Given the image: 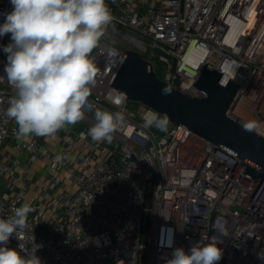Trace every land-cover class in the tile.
Wrapping results in <instances>:
<instances>
[{
    "label": "built area",
    "instance_id": "obj_1",
    "mask_svg": "<svg viewBox=\"0 0 264 264\" xmlns=\"http://www.w3.org/2000/svg\"><path fill=\"white\" fill-rule=\"evenodd\" d=\"M106 3L114 19L90 54L98 74L83 120L52 137H20L6 114L15 90L0 79V218L32 208L7 247L41 264H166L174 248L216 236L217 264H264V180L246 178L245 163L183 126L145 127L164 117L110 86L132 49L159 58V80L202 98L193 83L206 63L222 85L239 84L226 116L264 126V0ZM11 10L0 2V14ZM9 43L0 37V76ZM97 109L124 116L111 143L88 134Z\"/></svg>",
    "mask_w": 264,
    "mask_h": 264
},
{
    "label": "clouds",
    "instance_id": "obj_2",
    "mask_svg": "<svg viewBox=\"0 0 264 264\" xmlns=\"http://www.w3.org/2000/svg\"><path fill=\"white\" fill-rule=\"evenodd\" d=\"M10 12L2 13L0 37L10 34L3 46L7 55L4 65L9 85L15 90L7 116L15 121L20 137L35 135L52 137L61 129L85 118L83 107L91 94L98 69L91 53L98 47L113 16L106 0H9ZM165 89L163 94H167ZM95 123L88 134L95 142L111 143L113 134L124 123L121 112L97 109ZM167 117L153 116L145 127L153 124L162 130ZM255 122L243 125L246 131L259 130ZM56 161L63 159L56 156ZM31 205L22 204L9 217L0 218V264H41L34 254L21 255L7 247L10 237L27 227ZM216 236L207 243L197 242L188 251L174 248L166 264H217L223 252ZM172 247L171 241L167 244ZM22 247V245H19ZM264 261V249L256 253Z\"/></svg>",
    "mask_w": 264,
    "mask_h": 264
},
{
    "label": "water",
    "instance_id": "obj_3",
    "mask_svg": "<svg viewBox=\"0 0 264 264\" xmlns=\"http://www.w3.org/2000/svg\"><path fill=\"white\" fill-rule=\"evenodd\" d=\"M125 59L110 86L126 96L129 103L140 104L167 117L171 126H183L245 163L248 179L264 180V138L226 116L239 84L228 79L220 83L221 73L203 64L193 86L204 97L188 96L159 80L153 64L132 49H125ZM167 89L168 93L163 94Z\"/></svg>",
    "mask_w": 264,
    "mask_h": 264
},
{
    "label": "rangeland",
    "instance_id": "obj_4",
    "mask_svg": "<svg viewBox=\"0 0 264 264\" xmlns=\"http://www.w3.org/2000/svg\"><path fill=\"white\" fill-rule=\"evenodd\" d=\"M152 63L154 64L155 66V74L159 77V78H162L163 76V67L161 66L160 64V60L159 58H153L152 59ZM158 78V79H159ZM157 130V129H156ZM139 264H143V262L141 261Z\"/></svg>",
    "mask_w": 264,
    "mask_h": 264
},
{
    "label": "bare ground",
    "instance_id": "obj_5",
    "mask_svg": "<svg viewBox=\"0 0 264 264\" xmlns=\"http://www.w3.org/2000/svg\"><path fill=\"white\" fill-rule=\"evenodd\" d=\"M259 129H260V131H261L262 133H264V126H263V125H261Z\"/></svg>",
    "mask_w": 264,
    "mask_h": 264
},
{
    "label": "crops",
    "instance_id": "obj_6",
    "mask_svg": "<svg viewBox=\"0 0 264 264\" xmlns=\"http://www.w3.org/2000/svg\"><path fill=\"white\" fill-rule=\"evenodd\" d=\"M4 0H0V2H3Z\"/></svg>",
    "mask_w": 264,
    "mask_h": 264
},
{
    "label": "trees",
    "instance_id": "obj_7",
    "mask_svg": "<svg viewBox=\"0 0 264 264\" xmlns=\"http://www.w3.org/2000/svg\"><path fill=\"white\" fill-rule=\"evenodd\" d=\"M157 76V75H156ZM157 78H159L158 76H157Z\"/></svg>",
    "mask_w": 264,
    "mask_h": 264
}]
</instances>
